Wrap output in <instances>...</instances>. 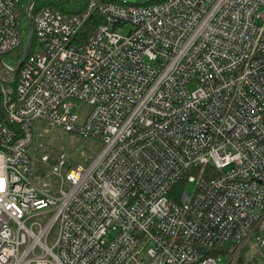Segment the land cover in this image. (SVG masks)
Returning a JSON list of instances; mask_svg holds the SVG:
<instances>
[{"label":"built area","instance_id":"obj_1","mask_svg":"<svg viewBox=\"0 0 264 264\" xmlns=\"http://www.w3.org/2000/svg\"><path fill=\"white\" fill-rule=\"evenodd\" d=\"M22 2L0 0V264H264V0H30L16 73ZM39 119L99 152L52 160Z\"/></svg>","mask_w":264,"mask_h":264},{"label":"rangeland","instance_id":"obj_2","mask_svg":"<svg viewBox=\"0 0 264 264\" xmlns=\"http://www.w3.org/2000/svg\"><path fill=\"white\" fill-rule=\"evenodd\" d=\"M51 1V0H48ZM120 2H129V3H137L144 4L148 0H117ZM30 0H23L22 2V21L23 25L26 24V12L27 7L29 5ZM44 0H39L36 3V8H39ZM4 61H8V58H3ZM9 62V61H8ZM191 89H195L193 86ZM75 103V111H77L80 115L85 114L90 107L82 104L81 102ZM33 134H34V145L39 146L42 150L43 154H50L52 160L58 159L63 153H68L70 155L69 162L74 166L76 165H85L86 161L90 159L92 156H95L100 148L101 144L94 140H84L81 137L75 135L74 133L65 132L63 129L53 125L52 123L39 119L34 123L33 126ZM40 151L37 149L34 152V156L36 159H39ZM35 162V167L37 170H42L43 166ZM50 181V178L48 179ZM188 192H193L194 185L191 184L188 186ZM57 237V228L53 230L50 235V243H54ZM250 257H257V255L251 254ZM260 262H264V259L260 256L257 257ZM227 260H224L226 263Z\"/></svg>","mask_w":264,"mask_h":264},{"label":"trees","instance_id":"obj_3","mask_svg":"<svg viewBox=\"0 0 264 264\" xmlns=\"http://www.w3.org/2000/svg\"><path fill=\"white\" fill-rule=\"evenodd\" d=\"M39 0H37L38 2ZM100 3H106V2H117V3H125V2H120L117 0H98ZM164 0H148L144 4H154L158 2H162ZM89 2L90 0H44V3L39 8H35V12L43 9V8H52L55 10H59L65 15H72V14H78L81 12H86L89 10ZM127 4L131 5H137V3H129L126 2ZM23 20V19H22ZM28 18L26 17V24L22 25L23 26V41L22 45L14 50L13 52L6 54L2 57L3 58H8V61H4L5 63H9L13 66H17L19 62L21 61L25 47L28 43L30 34H31V27L28 22ZM102 21V16L99 14L97 10H93L91 14V18L88 22V24L83 28L82 33L85 38H89L97 28V26L101 23ZM23 22V21H22Z\"/></svg>","mask_w":264,"mask_h":264},{"label":"water","instance_id":"obj_4","mask_svg":"<svg viewBox=\"0 0 264 264\" xmlns=\"http://www.w3.org/2000/svg\"><path fill=\"white\" fill-rule=\"evenodd\" d=\"M37 0H33V3H35ZM31 24V23H30ZM33 36H34V28H33V26H32V24H31V35H30V39H29V43H28V45H27V47H26V49H25V52H24V55H23V57H22V59H21V61H20V63H19V65L17 66V69H16V73L19 71V69L22 67V65L24 64V62H25V60H26V58H27V55H28V52H29V47H30V43H31V41L33 40ZM0 61H1V57H0Z\"/></svg>","mask_w":264,"mask_h":264},{"label":"bare ground","instance_id":"obj_5","mask_svg":"<svg viewBox=\"0 0 264 264\" xmlns=\"http://www.w3.org/2000/svg\"><path fill=\"white\" fill-rule=\"evenodd\" d=\"M29 21V20H28Z\"/></svg>","mask_w":264,"mask_h":264}]
</instances>
